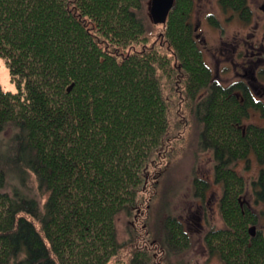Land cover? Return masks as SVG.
I'll list each match as a JSON object with an SVG mask.
<instances>
[{"label": "trees", "instance_id": "obj_1", "mask_svg": "<svg viewBox=\"0 0 264 264\" xmlns=\"http://www.w3.org/2000/svg\"><path fill=\"white\" fill-rule=\"evenodd\" d=\"M145 1L0 0V56L17 87L0 84V133L11 130L0 138V264H161L185 250L184 224L167 215L159 239L148 213L193 120L222 185V227L206 231L204 247L223 264H264V231L235 168L250 155L264 163V127L244 125L264 104L213 74L195 0H174L158 42ZM220 3L253 20L249 0ZM193 184L204 201L209 181L196 174ZM253 186L264 202V170Z\"/></svg>", "mask_w": 264, "mask_h": 264}, {"label": "rangeland", "instance_id": "obj_2", "mask_svg": "<svg viewBox=\"0 0 264 264\" xmlns=\"http://www.w3.org/2000/svg\"><path fill=\"white\" fill-rule=\"evenodd\" d=\"M145 2L148 12L152 2L151 0ZM249 5L253 10V20L248 26L233 10H223L220 0H195L192 22L196 29L198 42L213 74L218 81L226 85L242 79L243 70H240V67L236 69L230 62H220V51L224 48V53L227 54L228 58H231V46L233 47V44H239L242 38L248 39L249 42L252 39L257 44L261 42L264 35V0H249ZM210 16L218 21V25L210 20ZM162 30L163 26L158 23L151 40L158 42V36ZM225 67H228V70H225ZM261 70H264V59L257 67L256 73L261 75ZM0 84L7 91L15 92L17 89L16 84L11 82L9 69L4 57L1 56ZM248 124L264 127V117L259 111L251 110L244 122V125ZM201 128L202 126L196 125L194 120L192 121L188 133L179 143L175 144L170 159L168 162L166 161L167 168L165 173L163 172V179L156 184L158 186L157 193L151 202V209L148 213L150 225L148 228L151 229L153 235L158 234L159 239H161L164 233V219L171 214L184 224L191 238V245L185 250L179 252L174 250L168 256L165 255L164 259L159 258L158 261L161 264H223L216 255H209L203 244V235L210 227H222L219 205L222 185L214 181L213 153L199 150ZM10 135L11 130L7 129L5 133H0V138L4 140ZM153 166L149 169L148 175L153 173ZM235 168L248 182L247 194L244 199L259 215L258 228L264 231V202L256 203L257 196L253 186V181H256L264 170V163L259 162L254 155H250L246 161H240ZM196 174L210 183L204 201L194 195L193 180ZM150 195L152 196V194ZM129 225L130 220H126L125 214H122L118 223L119 239L126 245L133 239ZM127 261H129L128 258ZM125 264L128 263L125 262Z\"/></svg>", "mask_w": 264, "mask_h": 264}, {"label": "flooded vegetation", "instance_id": "obj_3", "mask_svg": "<svg viewBox=\"0 0 264 264\" xmlns=\"http://www.w3.org/2000/svg\"><path fill=\"white\" fill-rule=\"evenodd\" d=\"M246 24L248 26L251 25V23ZM231 53L232 57L228 58L223 48L219 54L221 57L220 62H230L236 69L240 67V70H243L241 73V75L243 74V78L232 82L230 85L242 82L247 84L253 99L264 104V70L260 71L261 75L256 73L257 67L264 59V35L262 36L261 42L257 44L252 39L249 42L248 39L242 38L239 44H233V47L231 46ZM225 70H228V67H225Z\"/></svg>", "mask_w": 264, "mask_h": 264}, {"label": "water", "instance_id": "obj_4", "mask_svg": "<svg viewBox=\"0 0 264 264\" xmlns=\"http://www.w3.org/2000/svg\"><path fill=\"white\" fill-rule=\"evenodd\" d=\"M151 13L155 22L165 23L170 10L173 8L174 0H151ZM264 8V7H263Z\"/></svg>", "mask_w": 264, "mask_h": 264}]
</instances>
